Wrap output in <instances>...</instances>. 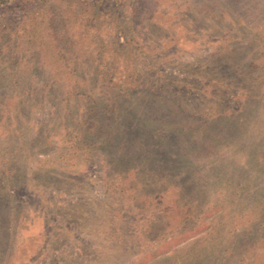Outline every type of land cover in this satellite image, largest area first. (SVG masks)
<instances>
[{
	"label": "rangeland",
	"instance_id": "374dc122",
	"mask_svg": "<svg viewBox=\"0 0 264 264\" xmlns=\"http://www.w3.org/2000/svg\"><path fill=\"white\" fill-rule=\"evenodd\" d=\"M0 264H264V0H0Z\"/></svg>",
	"mask_w": 264,
	"mask_h": 264
}]
</instances>
